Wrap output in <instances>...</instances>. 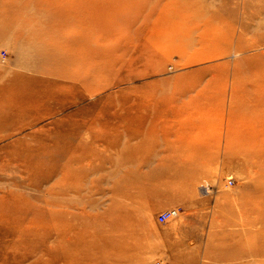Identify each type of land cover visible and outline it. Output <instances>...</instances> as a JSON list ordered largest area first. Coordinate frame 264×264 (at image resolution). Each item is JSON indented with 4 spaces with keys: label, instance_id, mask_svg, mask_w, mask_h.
<instances>
[{
    "label": "rangeland",
    "instance_id": "rangeland-1",
    "mask_svg": "<svg viewBox=\"0 0 264 264\" xmlns=\"http://www.w3.org/2000/svg\"><path fill=\"white\" fill-rule=\"evenodd\" d=\"M104 1L0 0V264H264V0Z\"/></svg>",
    "mask_w": 264,
    "mask_h": 264
},
{
    "label": "bare ground",
    "instance_id": "bare-ground-1",
    "mask_svg": "<svg viewBox=\"0 0 264 264\" xmlns=\"http://www.w3.org/2000/svg\"><path fill=\"white\" fill-rule=\"evenodd\" d=\"M65 1V0H64ZM68 1V0H67ZM97 1H99V0H97ZM101 1V0H100ZM104 1V0H103ZM105 1H107V0H105ZM104 1V2H105ZM116 1V0H115ZM124 0H122L121 2L119 1V3L118 4H120V3H122ZM126 1V0H125ZM85 2V1H84ZM92 2H96V1H92ZM130 2H133L132 0H130ZM130 2H128V3H130ZM139 2H140V0H139ZM12 3V2H11ZM76 3L78 4V2L76 1ZM75 3V4H76ZM90 3V5H91V7L93 8V6H92V4H91V2H89ZM99 3V2H98ZM102 3L103 2H101V5H102ZM108 3V2H107ZM106 2H105V4H107ZM112 3V2H111ZM43 3H41V5H42ZM48 4H49V2H48ZM87 4H88V2H87ZM86 4V5H87ZM97 4V3H96ZM96 4H94V5H96ZM109 4V3H108ZM113 4H114V2H113ZM122 4H125V2L124 3H122ZM122 4L121 5H119V6H122ZM138 4V3H137ZM64 5V4H63ZM74 5V4H73ZM72 5V6H73ZM89 5V4H88ZM89 5V6H90ZM56 6H58V5H56ZM55 6V7H56ZM82 6V5H81ZM97 6V5H96ZM109 6V5H108ZM106 7V8H103V9H106V11L109 9L110 10V8L109 7ZM112 6V5H111ZM115 6H117V7H119L118 5H116L115 4ZM105 7V6H104ZM112 7H114V6H112ZM44 8H48L49 9V5H43L40 9H44ZM61 8H62V6H61ZM89 8V7H88ZM87 8V9H88ZM119 8H121V7H119ZM118 8V9H119ZM71 9V8H70ZM75 9H76V7H75ZM84 9V8H83ZM96 9L97 8H94L93 10H95L96 11ZM101 9V8H100ZM100 9L98 10L99 12H100ZM102 9V10H103ZM117 9V8H116ZM116 9H114V12L116 11ZM44 10H46V9H44ZM85 10V9H84ZM92 10V9H91ZM92 10V11H93ZM101 10V11H102ZM48 11H50L51 12V10H48ZM47 11V12H48ZM62 11V10H61ZM65 11V10H64ZM63 11V12H64ZM69 11V10H68ZM83 11V10H82ZM87 11V10H86ZM110 11H112V10H110ZM70 12H72V11H69V13ZM88 12H91L90 10H88ZM60 13V12H59ZM74 13V12H73ZM96 13V12H95ZM94 13V14H95ZM98 13V12H97ZM96 13V18H97V16H98V14ZM102 13H104V10L102 11ZM101 13V14H102ZM109 13V12H108ZM139 13V12H138ZM56 13H54V15H55ZM60 14H63V13H60ZM88 15L90 14V13H87ZM91 14H93V13H91ZM84 15V14H83ZM100 15V14H99ZM106 15H108L107 13H106ZM114 15V14H113ZM64 16V15H63ZM85 16H87V15H84V17ZM90 17H91V15H89ZM93 16V15H92ZM101 16H104L105 17V14H103V15H101ZM100 16V17H101ZM90 17H87L88 19L90 18ZM99 17V16H98ZM108 17V16H107ZM113 17V16H112ZM82 18H83V16H82ZM87 18L85 19V21H87ZM94 18V17H93ZM60 19L61 20H63V23L64 22H66L68 25L69 24H75V21H76V24L78 23V22H80V23H82L81 22V20L79 19V18H77V20L76 19H74L73 18V16L72 15H70V16H66V17H64V19H62L61 17H60ZM84 19H83V22H84ZM105 19H106V17H105ZM162 19V18H161ZM98 20V19H97ZM101 22H103L104 21V18H101ZM165 20V19H164ZM78 21V22H77ZM89 21H91L92 22V20L90 19ZM96 21V20H95ZM100 20H98V22H99ZM93 23H94V20H93ZM92 23V24H93ZM98 24V23H97ZM102 23H100L99 25H101ZM49 28V27H48ZM55 28V27H54ZM68 28V27H67ZM46 30V29H45ZM51 30H52V28H51ZM52 31H54V30H52ZM47 32H49V31H47ZM55 32V31H54ZM56 33V32H55ZM52 34V33H51ZM164 35V34H163ZM171 35V34H170ZM47 36H49V35H47ZM52 36H53V34H52ZM165 36V35H164ZM167 36V35H166ZM169 36V35H168ZM50 37V36H49ZM48 37V40L50 39ZM60 37V36H59ZM54 38V37H53ZM56 38V37H55ZM64 38H66V37H64ZM213 38H214V36H213ZM52 39V38H51ZM60 39H62V37L60 38ZM46 40V39H45ZM44 40V41H45ZM56 40H58V39H56ZM65 40H67V39H65ZM46 42V41H45ZM62 42V40L60 41V43ZM72 42V41H71ZM48 43V42H47ZM65 43V42H64ZM68 43V42H67ZM44 44V43H43ZM42 44V45H43ZM49 44V43H48ZM47 44V45H48ZM51 44V43H50ZM49 44V45H50ZM48 45V47H53V46H49ZM47 47V48H48ZM46 48V47H45ZM46 48V49H47ZM55 48V47H54ZM51 49H53V48H51ZM56 49V48H55ZM46 51V50H45ZM48 51V50H47ZM50 53H51V51H49ZM56 52V51H55ZM57 52H58V50H57ZM112 54V53H111ZM70 56H71V54H70ZM67 62H68V64L70 63L68 60H67ZM125 153V152H124ZM167 156H169L168 154H167ZM182 156V155H181ZM263 156V155H262ZM121 157V158H120ZM163 157H166V155L165 156H163ZM179 158V157H178ZM262 159H263V161H264V157H262ZM133 161V159H132V155H128V154H124L123 156L121 155V156H119L118 157V159H116V166L118 167V172L121 174H123V176L121 177V178H119V181H122V182H128L129 181V178L131 177L130 175H131V173H132V171H133V165H134V162H132ZM259 170H261V169H259ZM196 171V170H195ZM257 173H259V171L257 172ZM119 174V175H120ZM125 175V176H124ZM130 176V177H129ZM111 177V176H110ZM117 177V176H116ZM252 177V176H251ZM253 177H254V175H253ZM134 178V177H133ZM154 178V176H149V178H147V179H153ZM132 179V178H131ZM253 179V178H252ZM113 180V179H112ZM118 181V182H119ZM150 181V180H149ZM127 184V183H126ZM249 189V188H248ZM251 189V188H250ZM262 191H261V193H260V195L261 196H263V204H264V190L263 189H261ZM244 199V198H243ZM242 200V199H241ZM239 201V200H238ZM245 202V201H244ZM242 203V202H241ZM259 205V204H258ZM235 206H236V204H235ZM247 206H249V208H247V212H250V213H255V215H256V220H255V222H259V227L257 228V230L255 231L256 232V234H258L257 232H259V234H261L262 236L264 235V205L261 207V209H259V210H257L259 207H256V204H253V205H247ZM236 208V207H235ZM172 210H174L175 211V213H176V216H173L174 214H172ZM166 212H168V214H170L169 216H167L168 218H167V220L166 221H168V220H170V219H173V218H175V217H177L179 214H180V210H179V208H172V209H168V210H165V211H163V212H161L159 215H158V222L159 223H161L160 221H159V216L160 215H162L163 213H166ZM241 214V213H240ZM113 216V210H111L109 213H108V218L107 219H109L110 217H112ZM250 217H251V215H250ZM165 221V222H166ZM165 222H163V223H165ZM245 228V227H244ZM254 229V228H253ZM244 232V231H243ZM232 242V241H231ZM257 243V242H256ZM114 242H110L109 243V246L111 247V248H113L114 247ZM264 247V241L261 243V244H256V245H254L253 246V248L251 249V252H253V253H255V254H258V253H260L261 252V249H260V247ZM235 248V247H234ZM247 252V251H246ZM245 252V253H246ZM251 258V257H250ZM157 262H155L154 264H156ZM160 263V262H159ZM161 264V263H160ZM247 264V263H246ZM255 264V263H254Z\"/></svg>",
    "mask_w": 264,
    "mask_h": 264
},
{
    "label": "built area",
    "instance_id": "built-area-1",
    "mask_svg": "<svg viewBox=\"0 0 264 264\" xmlns=\"http://www.w3.org/2000/svg\"><path fill=\"white\" fill-rule=\"evenodd\" d=\"M172 214H174L173 216H176V213H175V211L174 210H172ZM170 214H168V212H166V213H163L162 215H160L159 216V221L161 222V223H163V222H165L166 220H167V216H169ZM156 264H160L159 262H157Z\"/></svg>",
    "mask_w": 264,
    "mask_h": 264
}]
</instances>
